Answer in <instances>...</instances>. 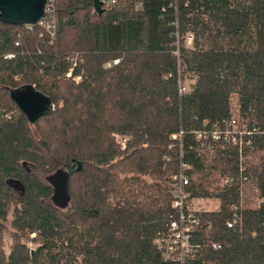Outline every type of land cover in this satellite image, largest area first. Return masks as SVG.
Returning a JSON list of instances; mask_svg holds the SVG:
<instances>
[{"label":"trees","instance_id":"trees-1","mask_svg":"<svg viewBox=\"0 0 264 264\" xmlns=\"http://www.w3.org/2000/svg\"><path fill=\"white\" fill-rule=\"evenodd\" d=\"M47 4L52 37L0 21V264H174L153 240L175 218L170 177L181 164L187 198L217 200L195 212L184 264H264V0H117L100 13L92 0ZM178 75L194 78L182 95ZM22 85L51 111L29 121L9 94ZM231 95L250 131L242 161L195 139L230 114ZM25 165L67 174L66 211ZM246 183L254 207H241Z\"/></svg>","mask_w":264,"mask_h":264},{"label":"built area","instance_id":"built-area-1","mask_svg":"<svg viewBox=\"0 0 264 264\" xmlns=\"http://www.w3.org/2000/svg\"><path fill=\"white\" fill-rule=\"evenodd\" d=\"M106 5H114L117 0H100ZM46 0L43 14L36 24L40 25L42 30L52 37L55 29L54 16L51 13V9L48 8ZM30 27L31 25H25ZM186 43L190 44V36L187 35ZM11 54H7L6 57H10ZM68 75V73H67ZM194 82V78L186 75L182 78H177V92L179 95L185 94L190 90L191 85ZM250 131H247L237 115L230 114L221 119V121L212 125L208 129H202L195 133V139L201 141L200 147L204 146V141L216 143L221 147H233L238 151L239 161L243 160L242 148L243 144L250 145L249 138H245ZM180 132H176L170 135L171 139H178ZM116 140L120 144L121 148L124 146L125 138L116 136ZM189 166L181 164L177 173L171 175V188L170 193L172 196L170 206L175 210V218L170 220L166 231L160 232L153 240L156 248L161 252V256L165 260L173 261L174 264H184L186 258L190 257L196 247L191 242L192 234L197 229L198 219L195 215L197 211L194 209V201L199 198H187V192L185 191V185L187 184V177L184 174L185 169ZM243 165H238L239 172L243 171ZM242 181L246 180L244 175L241 176ZM233 181L232 177H225L220 180V185H228ZM239 194H242V188H239ZM232 210L231 218L226 222L227 227H232L237 219L235 213V206H231ZM215 247V246H213Z\"/></svg>","mask_w":264,"mask_h":264},{"label":"water","instance_id":"water-1","mask_svg":"<svg viewBox=\"0 0 264 264\" xmlns=\"http://www.w3.org/2000/svg\"><path fill=\"white\" fill-rule=\"evenodd\" d=\"M45 2L46 0H0V21L12 25H35L43 14ZM92 6L96 13L101 12L100 0H92ZM9 94L11 100L29 121L48 114L52 109L51 100L32 86L16 87L9 90ZM66 177L67 174L61 170L47 177L49 184L55 183V191L49 199L57 208L65 206L69 200ZM58 200L61 203H58Z\"/></svg>","mask_w":264,"mask_h":264},{"label":"rangeland","instance_id":"rangeland-1","mask_svg":"<svg viewBox=\"0 0 264 264\" xmlns=\"http://www.w3.org/2000/svg\"><path fill=\"white\" fill-rule=\"evenodd\" d=\"M187 46H189V44L186 43ZM229 109L230 112L233 115H237V105H236V97L235 95H231L230 99H229ZM25 167L30 171V172H34L36 174V176H38L41 180H43L44 182H46L47 184H49L47 177L50 174L47 173H42L39 171L34 170L31 166L29 165H25ZM220 183V181H219ZM205 200V201H204ZM258 203V197H257V192L255 190V188L253 187V185L251 183H246L245 187H242V194L240 197V204L241 207H254L256 206ZM194 209L196 210H212L217 206V200L216 199H211V198H203L201 200H195L194 201ZM68 203L65 206H60L58 207L60 210H64L66 211L68 209ZM11 243V240L8 236L7 233L3 234L2 237V247L5 251V253L8 251V247ZM27 246L29 248H33L35 246L34 243L32 242H27Z\"/></svg>","mask_w":264,"mask_h":264},{"label":"flooded vegetation","instance_id":"flooded-vegetation-1","mask_svg":"<svg viewBox=\"0 0 264 264\" xmlns=\"http://www.w3.org/2000/svg\"><path fill=\"white\" fill-rule=\"evenodd\" d=\"M61 171H63V170H61ZM59 176L60 175H58V178H59ZM56 185H58V184H56ZM49 186H50V188H51V195H50V197L52 196V194L54 193V191H55V183H51V184H49ZM59 201V200H58ZM58 203H61L60 201L58 202Z\"/></svg>","mask_w":264,"mask_h":264},{"label":"crops","instance_id":"crops-1","mask_svg":"<svg viewBox=\"0 0 264 264\" xmlns=\"http://www.w3.org/2000/svg\"><path fill=\"white\" fill-rule=\"evenodd\" d=\"M201 199H203V198H199V199H197V200H201ZM205 201V200H204Z\"/></svg>","mask_w":264,"mask_h":264}]
</instances>
